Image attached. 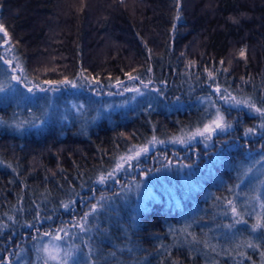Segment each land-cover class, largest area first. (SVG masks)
I'll use <instances>...</instances> for the list:
<instances>
[{
    "label": "trees",
    "instance_id": "16d2710c",
    "mask_svg": "<svg viewBox=\"0 0 264 264\" xmlns=\"http://www.w3.org/2000/svg\"><path fill=\"white\" fill-rule=\"evenodd\" d=\"M186 5L0 0L24 73L60 93L37 97L30 120L15 90L0 99V264H54L40 250L50 237L68 251L64 264H264V184L240 174L264 159V0ZM126 76L158 94L105 113L98 87ZM211 81L235 96L214 101L231 128L207 146L172 147L203 122ZM66 100L84 108L62 120ZM151 139L166 147L99 181ZM147 182L157 195L141 198L135 186Z\"/></svg>",
    "mask_w": 264,
    "mask_h": 264
},
{
    "label": "rangeland",
    "instance_id": "374dc122",
    "mask_svg": "<svg viewBox=\"0 0 264 264\" xmlns=\"http://www.w3.org/2000/svg\"><path fill=\"white\" fill-rule=\"evenodd\" d=\"M185 2L188 4L186 6H188V8H191V5L193 7L194 3H196L197 0H185ZM77 7L78 6H76L75 8ZM8 38V35L0 26V74H2V76L0 77V99L2 100L5 95H10L12 94V92L16 91V96L18 97L17 102L21 105L20 107L24 111H27L28 114V116L24 118L30 120L31 118H33V114L29 106L35 105L36 99L39 100L37 97L41 96V99H45L46 102L49 103L56 95V93L59 92V90L57 88H53L48 82H39L33 77H28L24 73L23 64L19 58V55L13 45L9 42ZM240 54L241 53L239 52L237 53V55L234 53L227 55L228 62H233L234 57L240 56ZM5 70L6 73L4 72ZM86 81L88 83H85V85L91 86V90L96 92L95 88L100 85L98 84V81L96 82V80H93V78H89ZM3 82L7 84L4 85ZM211 82L208 85L210 87L209 96L200 97L201 99L198 101V106H204L201 113L202 116H204L203 122L201 123V125L194 127L189 132L181 133L179 136L171 140H166L170 142L171 145H173L172 147H176L184 143L193 144V142L195 141L204 142L205 146H207L209 144L208 142L216 134L217 131L224 133L231 128L230 124H227L224 121V116L221 114L218 105H215V102H219V104L225 105L232 100L234 101L235 96L225 88H222L221 85H218L213 81ZM65 85L68 88H72L74 86L73 84L68 82ZM105 87L106 90H104ZM103 88L98 87L99 92H96V94L100 93V95H102L103 97L107 96V98L105 99V113L116 108H124L133 105L135 106L136 104L142 102L140 101L141 98H149L148 100L150 101L151 98H154L156 96V93L158 94V89H156V87L151 84V82L141 81L140 78L137 79L135 76H126L121 80L108 82L105 86H103ZM213 91L217 96L215 97V99L210 94ZM57 96H60V93L55 97ZM107 100L112 103L108 104ZM83 108L84 107L82 106L81 102L66 100L65 105L61 109L62 120L70 118V115H76L82 112ZM34 109L37 111L36 107H34ZM64 111H67V114H65ZM162 144H164L166 147V144L165 142H163V140L156 141L154 139H151L147 141L145 145L139 147L129 146L127 151L118 159L116 166L110 172L99 177V181H101L102 183L107 181L108 178L116 173L117 170L119 171L121 169L124 172L127 168H129L128 162H130L134 157L140 154H148L149 152L153 151L155 147H160V145ZM174 155L176 156L175 152ZM240 169V174L242 173L244 174V176L252 178V182L254 184L257 181L259 187L264 184V159L245 163L242 165V167H240ZM147 177L148 176L144 174L142 175V179L144 181H146ZM179 188L181 189L180 186ZM135 189L137 190L138 195L141 198L157 195V193L153 190V187L148 185V182L147 184L143 183L140 187L136 185ZM180 191L182 192L183 196L186 195L183 188ZM96 205H98V203ZM94 209L95 208H93V210ZM258 209L259 211L261 210L260 202L256 201L255 205L253 206V212L255 213ZM93 210H91L88 215H90ZM86 220L87 219H85L84 222H86ZM78 226L80 227L81 224H77V227ZM40 250L44 254V257L52 261L54 264L66 263L69 256L67 255L68 251L61 247V243L58 238L56 239L50 237L43 240L40 243Z\"/></svg>",
    "mask_w": 264,
    "mask_h": 264
}]
</instances>
